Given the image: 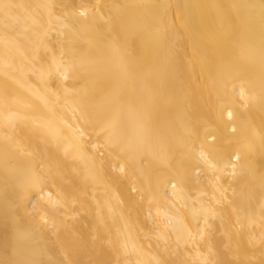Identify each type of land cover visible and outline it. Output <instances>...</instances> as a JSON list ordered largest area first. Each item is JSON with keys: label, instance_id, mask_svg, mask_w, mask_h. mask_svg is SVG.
I'll return each instance as SVG.
<instances>
[{"label": "bare ground", "instance_id": "bare-ground-1", "mask_svg": "<svg viewBox=\"0 0 264 264\" xmlns=\"http://www.w3.org/2000/svg\"><path fill=\"white\" fill-rule=\"evenodd\" d=\"M0 264H264V0H0Z\"/></svg>", "mask_w": 264, "mask_h": 264}]
</instances>
